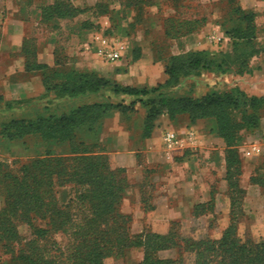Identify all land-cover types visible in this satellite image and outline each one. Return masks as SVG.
<instances>
[{
  "label": "trees",
  "instance_id": "trees-1",
  "mask_svg": "<svg viewBox=\"0 0 264 264\" xmlns=\"http://www.w3.org/2000/svg\"><path fill=\"white\" fill-rule=\"evenodd\" d=\"M237 8L245 14L241 20L243 30L253 32L256 29L255 14L243 10L238 4ZM55 11L52 7L45 12V17H53ZM246 18L252 21L251 26ZM168 20L173 22L174 18L169 17ZM224 26L225 34L232 39L231 53L221 55L220 61L214 57L204 58L203 51L171 56L165 68L167 79L153 87L121 85L91 71L45 68L44 84L48 92L55 93L58 98L83 99L81 104L71 106L61 114L45 107V112H36L34 119H13L2 124L8 137L38 135L48 140L55 152L56 148H62L65 144L71 150L69 156H55L50 149L44 157L25 164L20 175L13 176L11 172L4 175L9 184L1 194L4 205L0 209V248L10 256L8 264H105L108 258L123 259L133 247L145 249V259L141 264H169L168 260L159 256L160 251L168 249L193 253L195 259L189 264H264V239L254 242L236 238L235 224L238 222L234 220L235 208H240L239 200L243 196V190L239 187L241 159L237 148L242 141L240 133L260 128L258 111L264 110V95H249L239 87L222 93L212 92L201 99L162 92L176 84L181 77L203 72H252L250 63L246 59L241 60L238 53L242 52L239 50L240 43H252L255 34L251 37L239 36L238 29H230L228 24ZM170 29L165 31L167 36ZM193 30L191 28L188 32ZM249 48L251 56L261 53V50H253L252 46ZM24 53L29 63H37V52L29 53L27 40ZM239 60L240 63H237ZM58 63L63 62L59 60ZM106 92H110L111 96L105 99L103 94ZM100 96L102 100L83 101ZM126 97L133 98L129 104L124 103ZM112 99L119 102L114 103ZM16 102L22 101L5 103L9 107V104ZM137 104L147 111L146 135L151 134L152 127L161 116L173 119L186 114L192 122L215 119L212 130L228 146L233 194L236 191L240 194L237 198L234 195L232 222L221 238H185L177 233L176 225L165 235H135L131 232L132 216L121 211L123 198L130 189L126 171L112 168L108 156H88L86 153L91 152L89 147L100 143L96 127L105 117L116 111L134 113ZM230 110L239 111L240 122L221 117L222 112L229 116ZM81 132L88 141L76 139ZM91 137L94 140L90 143ZM81 150L85 155H77ZM253 181L258 182L254 178ZM20 226L28 228L27 235L21 233ZM57 235L66 237L65 243L59 242Z\"/></svg>",
  "mask_w": 264,
  "mask_h": 264
},
{
  "label": "crops",
  "instance_id": "crops-1",
  "mask_svg": "<svg viewBox=\"0 0 264 264\" xmlns=\"http://www.w3.org/2000/svg\"><path fill=\"white\" fill-rule=\"evenodd\" d=\"M236 2L243 10L254 13L256 26L264 30V0ZM4 5V21L0 27V98L4 102L25 103L34 99L36 103L44 100L58 103L83 99L58 98L55 93L48 92L44 84L45 68L91 71L121 85L153 87L167 79L165 68L171 56L201 49H191L192 43H201V33L193 32L187 37L167 41L169 54L164 58L150 57L146 47V63L140 57L133 60L135 63H104L99 52L91 50L89 41L81 40L80 48L71 53L70 63H58L59 47L54 32L51 35L55 37L49 38L43 50H37V63H29L24 53L29 0H5ZM261 34L264 36V32ZM163 35L166 37L165 30ZM218 36L224 43V49L220 50L231 53V39L220 30ZM188 38L191 39L186 41ZM259 40L264 39L260 37ZM260 56L254 57L250 63L251 73L227 74L235 78L233 87L237 86L250 95H264L261 93L264 67L260 70L257 67L260 63H254L261 60ZM135 109L136 112L129 114L116 111L96 127L99 142L111 149L113 166L126 171L131 196L123 198L121 211L132 216L131 232L135 235H165L176 225L183 230L196 229L202 238H221L231 225L234 209L226 141L212 130L209 119L192 122L186 114L173 119L161 116L152 127L151 134L146 135L147 111L141 104H137ZM261 128H264L263 117ZM166 131L177 132L183 138L181 145L168 148L164 139ZM54 146L57 147L56 144ZM237 148L241 159L239 187L243 190L240 209L248 216L245 228L254 234L264 235L263 186L253 182L255 176L264 178L261 165V161L264 162V143L241 144ZM140 152L144 153L142 159L139 158ZM159 256L169 264H177L176 249L160 251ZM144 259V247H133L123 259L113 262L141 264Z\"/></svg>",
  "mask_w": 264,
  "mask_h": 264
},
{
  "label": "rangeland",
  "instance_id": "rangeland-1",
  "mask_svg": "<svg viewBox=\"0 0 264 264\" xmlns=\"http://www.w3.org/2000/svg\"><path fill=\"white\" fill-rule=\"evenodd\" d=\"M4 1L0 0V27L4 21ZM52 7L56 9L53 17H45V12ZM26 14L29 53L32 55L39 49L43 50L49 38L55 37L51 35V33L55 32L59 47V60L63 63H70L73 58L71 53L80 48L81 40H84V42L89 41L91 50L98 53L101 44L100 40L103 37L113 47H116L122 55L119 60L113 61L114 63L120 61L135 63L133 60L139 57L144 59L143 63H146L147 52L144 51L146 47L149 48L148 55L150 57L164 58L169 54L167 41L187 37L193 32L201 33V43H192L194 45H192L191 49L201 47L200 50L195 51H203L204 58L214 57L220 61L221 55L224 54V50L221 51L220 48L224 49V43L223 38L218 36L219 30L225 34V26L223 27V25L228 24L230 29H238L239 36L245 35L251 37L252 34H255L254 39L251 41L252 43H240L239 50H242V52L239 51L240 53L238 54L241 60L246 59L249 63H252L254 57L257 55L251 56L249 47L252 46L255 51L261 50V53L258 54V56L263 54L260 56L261 60H255L254 63H260L257 66L260 70L264 67V40H259L260 37L264 39V36L261 34L264 30L258 29L257 26L253 32L250 29L246 30L248 32L243 30L241 20L245 14L238 10L235 0H29ZM169 17L174 18V21L169 22ZM246 21L250 26L252 25L251 20L249 21L246 18ZM172 27L173 29H170ZM191 28L194 30L188 32ZM167 29L171 30L169 32L170 35H166L165 37L163 32ZM242 30L244 31L243 33H241ZM87 33L88 36L85 35ZM189 39L191 38H188L186 41H189ZM253 42H257V44H253ZM191 52L193 51L181 55H188ZM101 57L102 59L100 58V60L104 63H112L107 61L103 55ZM241 60L237 63H240ZM232 63H236V61H232ZM227 74L203 72L198 75L181 77L176 84L163 89L162 92L172 96H188L193 99H201L212 92L222 93L230 91L234 88L232 85L235 78L227 76ZM261 93H264V88L261 89ZM103 96L106 99L111 96V93L106 92ZM95 99L102 100V97L84 99L83 101H94ZM131 99L133 98L126 97L124 103L129 104ZM112 100L114 103L119 102L117 99ZM81 101L63 100L56 103L52 100H44L41 103H36L34 99H29L25 103H11L9 107H7L4 101L0 102V199H2L3 205L4 198L1 194L9 184V180L4 178V175L9 172L13 176L20 175V170L25 164L36 158L44 157L52 147L48 140H44L38 135L8 137L7 132L3 131L2 124L8 123L13 119H34L36 112H45V107L54 109L56 113L61 114L69 107L81 104ZM228 112L229 116L225 112H222L221 117H227L235 122H240L241 114L239 111L230 110ZM258 115L264 118V110H259ZM210 121L212 125H215L214 118H211ZM240 134L242 135L240 145L253 144L255 142L264 143V128H261V124L259 129L250 130L249 132L242 131ZM76 139L78 141L82 139L88 141L82 132L76 135ZM89 140L91 143L94 138ZM89 148L91 152L86 153V155L108 156L111 167L115 168L111 161V149L107 145L98 143V146ZM53 149L51 153L55 156L71 155V150L66 144L62 148H56V152ZM77 155L83 156L85 154L81 150ZM143 155L144 153L140 152L139 158L142 159ZM261 165L264 167V162L261 161ZM254 179L263 186L264 199V178L255 176ZM238 192L236 191L234 194L236 198L240 197ZM127 196H131L130 190ZM239 201L241 202V200ZM234 220L238 222V224H235L237 226L236 238H240L242 241L251 239L254 242H260L264 239V235L254 234L248 228H245L248 216L237 206L235 208ZM174 228L177 233H181L185 238L195 240L210 238L199 237L196 229L183 230L177 226ZM19 230L24 235L28 234V228L25 226H20ZM56 238L61 243H65L66 241V237L63 235H57ZM194 259L195 255L193 253L176 249L177 264H189ZM113 261H117V259L108 258L105 260V264L121 263ZM9 262L10 256L4 254L0 248V264H8Z\"/></svg>",
  "mask_w": 264,
  "mask_h": 264
},
{
  "label": "built area",
  "instance_id": "built-area-1",
  "mask_svg": "<svg viewBox=\"0 0 264 264\" xmlns=\"http://www.w3.org/2000/svg\"><path fill=\"white\" fill-rule=\"evenodd\" d=\"M100 41L99 52L107 61L113 62L121 58L120 51L116 47H113L106 38L103 37ZM164 139L167 147L170 149L181 145L183 142V138L175 131H166Z\"/></svg>",
  "mask_w": 264,
  "mask_h": 264
}]
</instances>
